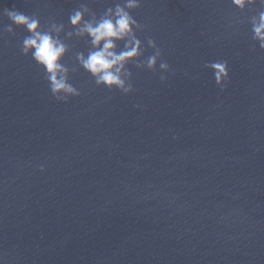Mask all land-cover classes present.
Here are the masks:
<instances>
[{"label": "water", "instance_id": "1", "mask_svg": "<svg viewBox=\"0 0 264 264\" xmlns=\"http://www.w3.org/2000/svg\"><path fill=\"white\" fill-rule=\"evenodd\" d=\"M123 2L0 0V264H264V2L140 0L127 95L96 84L77 59L90 40L69 36L81 4L99 18ZM5 9L63 24L78 97L52 96ZM149 39L167 70L147 69Z\"/></svg>", "mask_w": 264, "mask_h": 264}, {"label": "clouds", "instance_id": "2", "mask_svg": "<svg viewBox=\"0 0 264 264\" xmlns=\"http://www.w3.org/2000/svg\"><path fill=\"white\" fill-rule=\"evenodd\" d=\"M250 2L252 0H233V4L241 9ZM140 6V0H124L123 3H116L114 7L107 8L97 18L85 4H81L80 8L70 14L69 23L73 32L69 33V36L74 34L87 38L92 47L87 57L78 54L77 59L98 86L108 90H120L125 95L133 91L132 85L126 84L122 78V73L127 75L126 64L142 54V43L136 33L144 28L131 15V12ZM3 15L8 18L11 25L25 29L29 34L23 40L22 53L26 57L31 55L34 62L44 70L52 96L63 103H67L68 97H78L79 92L68 82L67 69L61 63L68 50L59 38L63 24L52 23L50 30L44 31L39 18L34 15L28 16L15 9H5ZM11 25L7 26L8 32L13 31ZM252 32L253 39L259 42L261 49H264V12L260 13L258 21H253ZM120 42L124 43V49L117 51V44ZM148 45L154 50V54L147 58V69L154 71L159 61V68L167 70L169 65L162 59L161 49L157 47L155 41L149 39ZM209 67L214 73L217 85L222 87L229 79L227 63L213 62ZM160 79L162 83L166 82L165 76L162 75ZM40 171L43 172L44 169L41 168Z\"/></svg>", "mask_w": 264, "mask_h": 264}]
</instances>
